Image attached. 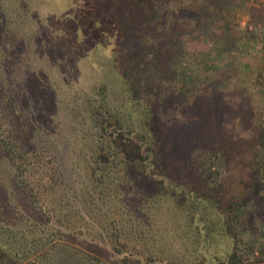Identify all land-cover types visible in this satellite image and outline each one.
<instances>
[{
    "label": "trees",
    "instance_id": "1",
    "mask_svg": "<svg viewBox=\"0 0 264 264\" xmlns=\"http://www.w3.org/2000/svg\"><path fill=\"white\" fill-rule=\"evenodd\" d=\"M41 11L63 31L58 39ZM180 13L170 0L20 8L0 0V264H248L258 256L264 112L251 141L260 147H232L213 126L220 108L210 111L203 95L184 104L164 83ZM113 40L112 62L89 67L87 56ZM58 59L52 81L45 62ZM209 147L218 167L227 160L221 178L204 175Z\"/></svg>",
    "mask_w": 264,
    "mask_h": 264
},
{
    "label": "rangeland",
    "instance_id": "2",
    "mask_svg": "<svg viewBox=\"0 0 264 264\" xmlns=\"http://www.w3.org/2000/svg\"><path fill=\"white\" fill-rule=\"evenodd\" d=\"M15 5L27 4V0H11ZM180 10V33L172 39L174 44L166 60L167 86L172 84L181 90L180 100L190 103L196 97H205V104L214 111L221 109L222 117L213 122L217 134L226 138L227 145L245 147L259 136L260 119L264 112V0H170ZM46 12L38 16L46 23L51 41L60 37L62 30L57 22L46 21ZM109 48L91 52L87 58L89 67L100 68L110 64V55L115 53V41H109ZM114 49V50H113ZM35 58L37 59L36 55ZM58 60L45 62L50 80L59 81ZM66 71L67 66H64ZM67 72V71H66ZM98 72H94L95 76ZM91 80L87 76L78 77ZM66 100H60L61 125H68L69 114L65 111ZM262 116V115H261ZM189 132L191 128L187 127ZM206 132V131H204ZM264 136V133H263ZM264 138V137H263ZM244 142V143H242ZM260 146L256 149H258ZM214 148L209 147L206 158H211L212 168L204 175L211 178L227 173V160L217 166ZM67 154L62 165L69 180L75 184L72 160ZM211 156V157H210ZM79 178V174H75ZM258 225L264 226V213ZM249 242H255V235L249 234ZM258 256L249 258L248 264H264V233L260 240Z\"/></svg>",
    "mask_w": 264,
    "mask_h": 264
}]
</instances>
